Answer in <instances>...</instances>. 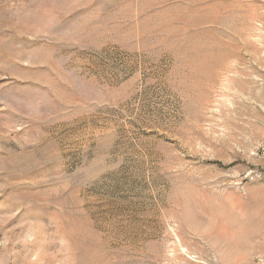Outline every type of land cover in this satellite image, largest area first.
Wrapping results in <instances>:
<instances>
[{
    "label": "rangeland",
    "instance_id": "rangeland-1",
    "mask_svg": "<svg viewBox=\"0 0 264 264\" xmlns=\"http://www.w3.org/2000/svg\"><path fill=\"white\" fill-rule=\"evenodd\" d=\"M0 264H264V0H0Z\"/></svg>",
    "mask_w": 264,
    "mask_h": 264
}]
</instances>
